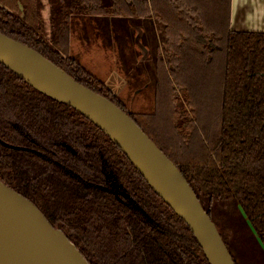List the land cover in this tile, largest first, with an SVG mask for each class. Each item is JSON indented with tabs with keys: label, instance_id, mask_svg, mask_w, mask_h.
Here are the masks:
<instances>
[{
	"label": "trees",
	"instance_id": "trees-1",
	"mask_svg": "<svg viewBox=\"0 0 264 264\" xmlns=\"http://www.w3.org/2000/svg\"><path fill=\"white\" fill-rule=\"evenodd\" d=\"M56 1L51 43L33 26L35 0H0V33L126 112L210 217L213 202L232 201L264 248V31L233 30L232 0ZM83 14L157 21L164 46L153 56L150 112H128L120 94L69 55L71 25ZM0 181L89 264H209L185 222L103 131L1 63Z\"/></svg>",
	"mask_w": 264,
	"mask_h": 264
},
{
	"label": "water",
	"instance_id": "water-1",
	"mask_svg": "<svg viewBox=\"0 0 264 264\" xmlns=\"http://www.w3.org/2000/svg\"><path fill=\"white\" fill-rule=\"evenodd\" d=\"M0 63L87 118L121 150L188 226L209 264H235L215 223L174 163L136 122L32 48L0 33ZM0 264H89L27 198L0 181Z\"/></svg>",
	"mask_w": 264,
	"mask_h": 264
},
{
	"label": "rangeland",
	"instance_id": "rangeland-1",
	"mask_svg": "<svg viewBox=\"0 0 264 264\" xmlns=\"http://www.w3.org/2000/svg\"><path fill=\"white\" fill-rule=\"evenodd\" d=\"M235 2L236 7L238 0ZM102 3L110 8L111 0H102ZM250 4V0H243L239 8ZM239 8H235L236 14ZM59 11L60 5L56 0L34 2V13L37 15L31 13L33 26L37 29L42 26V36L50 43L55 35L53 22ZM71 27L72 55L101 81H106L114 71L129 82L119 97L128 112H150L153 108V56L155 49L161 52L164 46L157 21L83 14L73 21ZM210 209L211 219L237 264L240 263L236 253L243 257L242 262L264 264V256L261 257L252 244L254 238L243 221L241 210L232 201L213 202Z\"/></svg>",
	"mask_w": 264,
	"mask_h": 264
},
{
	"label": "crops",
	"instance_id": "crops-1",
	"mask_svg": "<svg viewBox=\"0 0 264 264\" xmlns=\"http://www.w3.org/2000/svg\"><path fill=\"white\" fill-rule=\"evenodd\" d=\"M250 1H251L250 5H247L244 8L242 7L243 9H240L239 7L241 6V3L243 4V0H238V4L236 7H235L236 5L235 0H232L231 27L233 30L264 31V0H250ZM251 5L253 6L252 8L250 7ZM237 7L239 8L238 14H236V11H235V8ZM68 51H69V55L73 56L72 55L73 53L72 37H71V45ZM77 60L81 63V61L78 58ZM104 82H105V85L114 94H118V93L121 94L126 84L125 79L121 75H119L117 72H114V71L107 77L106 81ZM251 237H253L252 233H251ZM251 241L253 242L252 244L255 250L257 251V253H260L261 257L264 256L263 246L260 245L258 241L255 240V238H254V241L253 240ZM238 248H239V245H238ZM242 254H244L243 251H242ZM236 256L238 257L240 264H248L245 260L243 261L244 263L242 262L243 257L239 253H236Z\"/></svg>",
	"mask_w": 264,
	"mask_h": 264
}]
</instances>
